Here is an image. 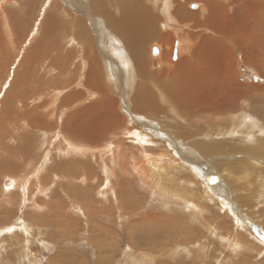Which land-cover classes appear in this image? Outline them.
Returning <instances> with one entry per match:
<instances>
[{"label": "rangeland", "instance_id": "374dc122", "mask_svg": "<svg viewBox=\"0 0 264 264\" xmlns=\"http://www.w3.org/2000/svg\"><path fill=\"white\" fill-rule=\"evenodd\" d=\"M164 1L80 0L82 8L74 9L64 0H0V264H264V144L258 140L264 136V0H169L168 13L160 4ZM195 3L201 6L191 7ZM122 10L151 17L146 27L150 34L143 41L127 43L120 35ZM213 14L214 26L208 21ZM165 19L172 24L162 28ZM177 24L194 42L187 54L173 58L172 41L179 34L171 27ZM102 34L124 52L125 59L113 58L115 81L107 73ZM202 42L221 47L227 60L199 65L194 52ZM55 46V51L62 50L60 58L65 55L61 72L50 58ZM152 46L160 47L159 55H151ZM69 51L74 59L66 55ZM184 61L191 71L179 72L177 66ZM125 63L134 74L124 72ZM222 71L229 77L217 78ZM167 83L170 90L163 88ZM67 84L70 91L59 107L82 99L59 112L67 118L62 127L63 117L57 120L58 112L51 114L44 101ZM43 85L47 97L33 106L30 97ZM237 86L254 90L235 93ZM8 95L17 97L18 105L13 101L9 108L4 99ZM32 107L34 113L29 112ZM131 115L145 120L130 122ZM236 116L247 119L239 123ZM78 117L88 122L81 123L83 151L74 155L63 149L57 157L62 141L48 139L47 132L66 130ZM147 121L163 134L151 136L154 146L131 134L133 129L142 131ZM248 125L253 126L250 131ZM169 140L186 145L191 153L181 148L182 155L192 154L205 169L191 174L184 170L188 163L178 157L175 145L174 153L169 151ZM11 145L21 146V151L16 155ZM146 156L169 168L160 177L153 174L149 183L139 170L141 165L146 168ZM24 175L28 183L19 186L17 180ZM6 180L13 185L5 186ZM20 220L27 231L19 227Z\"/></svg>", "mask_w": 264, "mask_h": 264}, {"label": "bare ground", "instance_id": "6f19581e", "mask_svg": "<svg viewBox=\"0 0 264 264\" xmlns=\"http://www.w3.org/2000/svg\"><path fill=\"white\" fill-rule=\"evenodd\" d=\"M68 5L67 6H70L71 8H74V9H76V8H82V6L80 5V0H64ZM104 1V0H103ZM122 1V0H121ZM126 1V0H125ZM146 1V0H145ZM160 1V0H159ZM168 1L169 0H166V1H164L163 3H160L161 5L162 4H164V8L166 9V11H164V12H167L168 13V11H167V6H171V5H168ZM56 2V1H55ZM105 2H106V0H105ZM112 2V1H111ZM116 2V1H115ZM54 3V2H53ZM95 3H96V1H95ZM155 3V2H154ZM153 3V4H154ZM159 3V2H158ZM1 4H2V2H0V10L1 9H3L2 7H1ZM56 4V3H55ZM93 4V3H92ZM107 4V3H106ZM3 5V4H2ZM66 5V4H65ZM91 5V4H90ZM155 5V4H154ZM160 5V6H161ZM195 7H200L201 5L200 4H198V3H195ZM98 6H100V5H98ZM59 7V6H58ZM103 7L104 6H102V9H103ZM109 7V6H108ZM156 7V6H155ZM194 7V8H195ZM94 8V7H93ZM96 8H97V6H96ZM100 7H98V9H99ZM127 8V7H126ZM160 8V7H159ZM170 8V7H169ZM21 9H23V8H21ZM57 9V8H56ZM104 9H106V7L104 8ZM111 9V8H110ZM130 9V8H129ZM139 9V8H138ZM149 9V8H148ZM162 9V8H161ZM203 9V8H202ZM57 10H59V9H57ZM79 10V9H78ZM93 10V9H92ZM113 10V9H112ZM118 10V9H117ZM160 9H158L157 11H159ZM74 11V10H73ZM110 11V10H109ZM124 13H123V16H121L122 18H121V20H119L118 21V23H117V25H118V29H119V31L122 33V34H120L125 40H126V42L128 41H130L131 43H135V40L137 41L138 39L140 40V42L141 41H143V38H146L149 34H150V31L148 30V28H146V27H148V22H147V18H151L150 16H147V15H139V17L138 16H135V15H132L131 14V12L129 11H127V10H122ZM133 11V10H132ZM156 11V12H157ZM16 12V11H15ZM96 12V11H95ZM114 12V11H113ZM142 12V11H141ZM154 12V11H153ZM17 13V12H16ZM24 13V12H23ZM136 13V12H135ZM137 13H138V11H137ZM159 13V12H158ZM157 13V14H158ZM169 13H170V11H169ZM22 14V13H21ZM115 14V13H114ZM113 14V15H114ZM117 14V13H116ZM140 14V13H139ZM172 14V13H171ZM216 14V13H215ZM215 14H213L212 15V17H210V19L208 20L209 21V23L211 24V25H213L214 26V23H216V15ZM63 15V14H62ZM65 16H70V14H67L66 12H65V14H64ZM112 15V14H111ZM17 16V15H16ZM22 16H24V15H22ZM115 16V15H114ZM117 16V15H116ZM20 17V16H19ZM47 17V16H46ZM71 17H72V14H71ZM74 17V16H73ZM145 17H146V19H145ZM11 18V17H10ZM21 18V17H20ZM48 18V17H47ZM46 18V19H47ZM110 18V17H109ZM174 18V17H173ZM219 18H221V17H219ZM224 18V17H223ZM15 19V18H14ZM13 19V20H14ZM45 19V20H46ZM94 19H96V18H93V20ZM72 20V19H71ZM74 20V19H73ZM115 20H116V18H115ZM175 20V19H174ZM222 20V19H221ZM15 21V20H14ZM47 21V20H46ZM168 21V20H167ZM166 21V19H165V21L163 20L161 23H160V25H161V27L162 28H165L166 26H170L172 23L170 22L169 23V25H168V23H166L167 22ZM169 21H171V20H169ZM48 22V21H47ZM112 22V21H111ZM176 22V21H175ZM179 22V21H178ZM7 23H8V21H7ZM74 23V22H73ZM183 23V22H182ZM181 22H180V24H182ZM220 23V22H219ZM3 24V23H2ZM9 24V23H8ZM11 24H13V23H11ZM49 24V22L47 23V25ZM113 24V23H112ZM1 25V24H0ZM16 25V24H15ZM18 25H20V24H18ZM22 25V24H21ZM43 25H44V23H43ZM46 25V26H47ZM178 25L179 24H177V25H173V27H171L172 28V30L175 32V33H178L179 35H178V39H177V42L174 44V40L172 41V45H173V48L176 50V55H178V53H180V54H182V53H184V54H187V52L189 51V49L193 46V42H194V39L193 38H190V36H187L185 33H188V32H186L185 30H181V28H178ZM221 26V25H220ZM231 26V25H230ZM62 27V26H61ZM180 27V26H179ZM71 28V27H70ZM9 29V28H8ZM77 29H78V27H77ZM14 30V29H13ZM73 30L76 32V28L74 29L73 28ZM10 31V30H9ZM12 31V30H11ZM189 31V30H188ZM16 32V31H15ZM61 32V31H60ZM185 32V33H184ZM74 33V32H73ZM81 33V32H80ZM174 33V34H175ZM24 34V33H23ZM44 34V33H43ZM64 34H66L65 32H64ZM64 34H62L63 36H64ZM71 34V33H70ZM72 35H74V34H72ZM2 36V35H1ZM13 36V35H12ZM11 36V37H12ZM44 36V35H43ZM184 36V37H183ZM40 37V36H39ZM42 37V36H41ZM40 37V38H41ZM100 37V36H99ZM183 37V38H182ZM32 38V37H31ZM103 38V39H102ZM61 39V38H60ZM3 40V39H2ZM66 40H68V39H66ZM207 40V39H206ZM6 42H7V40H5ZM35 41V40H34ZM38 41V40H37ZM41 41V40H40ZM77 41V40H76ZM75 41V42H76ZM5 42V43H6ZM70 42V41H69ZM79 42V41H78ZM127 42V43H128ZM139 42V41H138ZM209 42V41H208ZM3 43V42H2ZM219 43V42H218ZM35 44H36V42H35ZM74 44V43H73ZM78 44V43H77ZM101 44H103V46H105L107 49H108V52L107 53H103V55H105V59H106V63H107V73L108 74H110L111 76H110V78L113 80V78H114V81L116 80V76H117V74H116V72H113V65L114 64H116V63H114L113 61H114V59L113 58H115V59H117V60H121L123 57H124V52L122 51V50H120V49H122V48H120V49H118V48H116L115 46H113V45H111L110 44V42H109V40L107 39V37H106V35H104V34H102V36H101ZM208 44L209 43H207V42H202V44H200L199 46H198V48L195 50V52H194V50H193V52L195 53V57L194 58H196L197 59V61H198V63H199V65H201L203 62H205V61H207V60H209V62L210 63H216V64H219V63H224L225 62V60H227V57H225V54H227V53H225V51L224 50H222V48L220 47V48H212V47H209L208 46ZM212 44V43H211ZM37 45H39V44H37ZM56 45H58V44H56ZM63 45V44H62ZM36 46V45H35ZM34 46V47H35ZM59 46V45H58ZM76 46H78V45H76ZM118 46V45H117ZM129 46H131V45H129ZM128 46V47H129ZM197 46V45H196ZM214 46V45H213ZM11 47V46H10ZM56 47L57 46H55L54 47V50H53V52H54V54H53V56H51L50 55V58L52 59V61H53V63L54 62H56V64H54L53 66H55L56 68L58 67V71H60L61 72V70L63 71V69L66 67L65 65H63V67H61V65L62 64H64L65 63V55H63V58H60L61 57V55H62V53H61V49L60 50H56L55 51V49H56ZM73 47V46H72ZM78 47H80V46H78ZM153 47H156L158 50V52L156 53V55L158 54H160V47H157V46H152L151 47V55H152V49H153ZM215 47V46H214ZM60 48V47H59ZM71 48V47H70ZM173 48H171V49H173ZM32 49V48H31ZM34 49V48H33ZM58 49V48H57ZM74 48H72V50H73ZM78 49V48H77ZM173 49V50H174ZM41 50V49H40ZM39 50V51H40ZM67 50V49H66ZM105 50V49H104ZM175 50H174V53H175ZM35 52H36V50H34ZM74 51L76 52V54H77V51H76V49H74ZM29 52V51H28ZM31 52H32V50H31ZM57 54H56V53ZM46 53V52H45ZM64 53V52H63ZM69 53V54H68ZM32 54V53H31ZM34 54V53H33ZM32 54V55H33ZM179 54V55H180ZM29 55V54H28ZM36 54H34V56H35ZM66 55L68 56V57H71V53H70V51L69 52H66ZM79 55V54H78ZM171 55H172V50L170 51V53H169V57H171ZM25 56V55H24ZM37 57H38V55H36ZM80 56V55H79ZM79 56H77V57H79ZM152 56H155V55H152ZM25 58V57H24ZM39 58V57H38ZM42 58H44V57H42ZM71 58H73V56L71 57ZM127 58V57H126ZM32 59V58H31ZM41 59V58H40ZM74 59V58H73ZM124 59H125V57H124ZM39 60V59H38ZM184 60V59H183ZM43 61H44V59H43ZM75 61V60H74ZM74 63V62H73ZM83 63V62H82ZM229 63V62H228ZM29 64V63H28ZM45 66H46V63L44 64ZM48 65L50 66V64L48 63ZM125 66H127V68H126V70H124V72L125 73H127L128 75L130 74L131 75V73H133L134 74V71H133V69H132V67H131V65L130 66H128V63H125L124 64ZM208 65V64H207ZM49 66H47L46 67V69L49 67ZM213 66V65H212ZM225 66V65H224ZM69 67H70V65H69ZM68 67V68H69ZM178 70L179 69H183L184 71V73L185 72H188V71H191V70H189V68H188V66H186V62L184 61V62H182V64H178ZM216 67V66H215ZM223 67V66H222ZM27 68V67H26ZM32 68V67H31ZM49 68H51V67H49ZM207 68V67H206ZM226 68V67H225ZM37 69H38V67H37ZM46 69H45V71H46ZM92 69V68H91ZM131 69H132V71H131ZM220 69V68H219ZM218 69V70H219ZM50 70V69H49ZM71 70V69H70ZM69 70V71H70ZM33 71V70H32ZM42 71V70H41ZM43 71H44V68H43ZM72 71V70H71ZM74 71V70H73ZM119 71V70H118ZM181 70H179V72H180ZM195 71V70H194ZM47 72V71H46ZM49 72V71H48ZM51 72H52V70H51ZM131 72V73H130ZM225 72H226V70H225ZM224 71H222L220 74V76L219 77H217V78H221V79H225V77L227 78V77H229V76H226V74L224 75H222V73H225ZM204 73H205V71H204ZM227 73H230V72H227ZM68 74H69V72H68ZM23 75V74H22ZM128 75H127V77L125 78V79H127V78H129L128 77ZM227 75H229V74H227ZM62 76V75H61ZM76 76V75H75ZM74 76V77H75ZM125 76V75H124ZM205 77H206V75H204ZM67 77V76H66ZM73 77V79L75 80V79H78V78H74ZM134 77V76H133ZM185 77V76H184ZM41 78V77H40ZM53 78V76L50 78V79H52ZM56 78V77H55ZM63 78V77H62ZM137 78V77H136ZM90 79V78H89ZM133 79V78H132ZM131 79V80H132ZM213 79V78H212ZM220 79V80H221ZM1 80H2V78H1ZM30 80V79H29ZM37 80V79H36ZM40 80V79H39ZM92 80H94V79H92ZM91 80V81H92ZM120 80V79H119ZM122 80H124V78L122 79ZM121 80V81H122ZM129 80V79H128ZM164 80V79H163ZM172 80V79H171ZM214 80V79H213ZM77 81V80H76ZM95 81V80H94ZM121 81H118V83H117V85L118 84H120V82ZM137 81V80H136ZM160 81H162V80H160ZM36 82V81H35ZM44 82V81H43ZM50 82V81H49ZM48 82V83H49ZM87 83H89L88 81H86ZM96 82V81H95ZM110 82V81H109ZM129 82V81H128ZM166 82V81H165ZM164 82V83H165ZM32 83V82H31ZM47 83V82H46ZM45 82H44V84H46ZM127 83V82H126ZM136 83V82H135ZM24 84H26V83H24ZM90 84V83H89ZM88 84V85H89ZM128 84V83H127ZM131 84V83H130ZM175 84H178V83H175ZM224 84V83H223ZM30 85V84H29ZM47 85V84H46ZM75 85V84H74ZM14 86V85H13ZM22 86H24L23 84H22ZM42 86V85H41ZM48 86V85H47ZM47 86H44L43 85V87L42 88H40V90L39 91H37V92H33L34 93V96H33V93H32V95H31V97H30V100L31 101H33L34 102V105L33 106H35V105H37V104H41V102H43V97L44 98H46L47 97V94H46V91L48 90L47 89ZM66 87L65 88H62V92H60V90H58L57 92H53L52 93V97H48V100L47 101H44V102H48V110H50V113L52 114V111H55L56 113H57V116H56V119L58 120V119H60V118H62L63 117V119L61 120V122H62V127L65 125V122H67V118H66V120H65V116L64 115H62V114H59V112L61 111V112H66L67 110H68V107H69V104L71 105H75L76 103H78L80 100H79V98L80 99H82V95L80 96V97H77V99L76 98H74L73 99V101H70V102H68V104L67 105H65V106H63V104H61L60 105V107H59V104H60V99L62 98V96L65 94V93H67V92H69L70 90L69 89H67V86H68V84L67 85H65ZM73 86V85H72ZM86 86V85H85ZM93 86V85H92ZM171 86V85H170ZM134 87V86H133ZM29 88V87H28ZM30 88H32V86L30 87ZM37 88V87H36ZM71 88V87H70ZM136 86H135V88H134V90H136ZM163 88H166V89H168V90H170V88H169V86H168V83H167V85H163ZM255 88H257V90H262L263 88H261V87H255ZM35 89V88H34ZM72 89V88H71ZM94 89V88H93ZM125 89V88H124ZM231 89V88H230ZM248 89V90H247ZM246 90H244V89H242L241 87H239V86H237L236 88L234 87L233 88V91L235 92V93H239V92H241V93H245V92H247V93H249V92H251V90H254L253 88H251L250 90H249V87L247 88ZM33 90V89H32ZM38 90V89H37ZM107 90H108V86H107ZM127 90V89H126ZM146 90V89H145ZM88 91V90H87ZM166 91V90H165ZM212 91V90H211ZM264 91V90H263ZM89 93H88V95H90V93L91 94H93V92L92 91H88ZM130 92V91H129ZM136 92H137V90H136ZM253 92V91H252ZM15 93H17V92H15ZM138 93V92H137ZM194 93V92H193ZM26 94V93H25ZM36 94V95H35ZM87 94V93H86ZM136 94V93H135ZM176 94V93H175ZM85 95V94H84ZM132 95H134V94H132ZM139 95H140V93H138L137 94V97L139 98ZM238 95V94H237ZM12 96V95H11ZM229 96H231V95H229ZM234 96V95H233ZM14 97L15 96H13L12 97V99H10V96L8 95L6 98H4L5 100H6V102L7 101H9V103H7V105H8V107L10 108V104L14 101V103H15V100H14ZM20 97V96H19ZM152 97V96H151ZM16 99H17V97H15ZM25 98V97H24ZM197 98V97H196ZM23 99V98H22ZM141 99H142V97H141ZM175 99V98H174ZM21 100V99H20ZM137 100V99H136ZM176 100H179V99H176ZM24 101V100H23ZM32 102V103H33ZM137 102V101H136ZM143 102V101H142ZM178 102V101H177ZM227 102V101H226ZM16 103H18V101H16ZM15 103V104H16ZM139 103V102H138ZM142 103H140V105H141ZM12 105V104H11ZM16 105H18V104H16ZM139 105V106H140ZM197 105V104H196ZM13 107V106H12ZM18 108H21L20 106L18 107ZM71 108V107H70ZM35 109L36 108H34V107H32V109H30L29 110V112L30 113H34V111H35ZM44 109H47L46 107H43V110ZM52 109V110H51ZM107 109V108H106ZM175 110V109H174ZM90 112V111H89ZM227 113V112H226ZM25 114H27V113H25ZM101 114V113H100ZM234 114V113H233ZM113 115V114H112ZM202 115V114H201ZM236 115V114H235ZM28 116V115H27ZM233 116V115H232ZM248 116V115H247ZM24 117V116H23ZM107 117H108V115H107ZM230 117V116H229ZM264 117V116H263ZM262 117V118H263ZM31 119V117H28V119ZM40 118V117H39ZM38 118V119H39ZM131 119H130V122L131 121H133V120H135V119H137V117H133L132 115H131V117H130ZM141 118V119H140ZM140 118H138L140 121L142 120H145V118L144 117H140ZM137 119V120H138ZM148 119V118H147ZM245 119H247V118H244V117H238V116H236L235 117V121H237V122H239V123H243L244 122V120ZM64 120H65V122H64ZM228 120V119H227ZM27 122V121H26ZM82 122H86V123H88L87 121H83L80 117H78V118H75L72 122H69V126H68V128H66V130L64 129L63 131L61 130H59V131H57V129H55V134H54V132L52 133H49V132H47L48 134H50V137H48V139H50V138H54V139H60L62 142V144L64 145H62V146H59V145H57L58 147H60L59 148V153H57V157L58 156H60V154L63 152V149H65V151H67V152H69V153H74V155H75V153L77 154V152H81V151H83V148L82 147H80V144L81 143H83V141H81V140H79V138L80 137H83V135H82V132H83V130L81 131V123ZM148 122V121H147ZM154 122V121H153ZM175 122V121H174ZM233 123H235V122H233ZM71 124V125H70ZM84 124V123H83ZM229 124H230V121H229ZM249 124V123H248ZM27 125V124H26ZM30 124H28L27 126H29ZM85 125V124H84ZM155 125V124H154ZM153 124H151V122H148V123H145V124H141V126H140V128L142 129V131H140V130H138V129H133V130H131V134L132 135H134V136H136V137H139L140 139H141V142H143V143H145V142H151L152 143V146H154V144H153V139L151 138V136H157V138H160L161 136H163V134L162 133H159L158 132V128L156 127V125L154 126ZM231 125V124H230ZM237 125V124H236ZM239 125V124H238ZM241 125V124H240ZM24 126V125H23ZM232 126V125H231ZM235 126V125H234ZM249 126V131L251 130V128L253 127H251L250 128V126L251 125H248ZM256 126V125H255ZM30 127V126H29ZM194 127V126H193ZM212 127V126H211ZM236 127H238V126H236ZM121 128V127H120ZM139 128V129H140ZM146 128H147V130H146ZM148 128H151V130H152V128L154 129V133H150L149 131H148ZM206 128V127H205ZM216 128V127H215ZM256 128V127H255ZM1 129V128H0ZM114 129H116V128H114ZM217 129V128H216ZM220 129V128H219ZM225 129H226V127H225ZM254 129V128H253ZM2 130V132H3V129H1ZM161 131V130H160ZM208 131V130H207ZM221 131V130H220ZM229 131V130H228ZM1 132V131H0ZM93 132H94V130H93ZM92 132V133H93ZM109 132V131H108ZM130 132V131H129ZM225 132H226V130H225ZM231 132V131H230ZM4 133V132H3ZM43 133L44 134H46L45 133V131H43ZM211 133V132H210ZM228 133V132H227ZM233 133V132H232ZM232 133H230V134H232ZM243 133H245V132H243ZM39 134H41V132L39 133ZM89 134V133H88ZM235 134V133H234ZM247 134V136H249V134L248 133H246ZM2 135V134H1ZM6 135V134H5ZM4 135V136H5ZM47 135V134H46ZM242 135V134H241ZM3 136V135H2ZM91 136V135H90ZM46 137V138H47ZM133 137V136H132ZM150 137V138H149ZM202 137H204L203 135H202ZM211 137H212V135H211ZM210 137V138H211ZM235 137H237V136H235ZM234 137V138H235ZM254 137H257V136H254ZM259 137V136H258ZM13 138V137H12ZM165 138V137H164ZM216 138H217V136H216ZM11 139V138H10ZM14 139V138H13ZM12 139V140H13ZM90 139V138H89ZM135 139V138H134ZM155 139V138H154ZM243 139H244V137H243ZM133 140V139H132ZM137 140V139H136ZM210 140V139H209ZM258 140H261V143L262 144H264V136H260L259 138H258ZM15 141V140H14ZM139 141V140H138ZM158 141H160V139H158ZM171 140H169V141H167L169 144V151L171 152V150H172V146H174V148L176 147V151H177V155H178V157H181V159H182V161L184 160V161H186V169H184V170H188L189 169V172H190V174H191V172H193V171H196V172H199L201 169H205V167H204V165H202L196 158H195V156H192V154H190V156L186 153V152H188V153H191L190 152V149H188V148H186L185 146H181L178 142H175V144L173 145V143H171L170 142ZM175 141V140H174ZM197 141V140H196ZM200 141V140H199ZM204 141V140H203ZM208 141V140H207ZM245 141V140H244ZM5 142V141H4ZM3 142V143H4ZM55 142H56V140H55ZM91 142V141H90ZM242 142V141H241ZM13 143V142H12ZM60 143V142H59ZM58 143V144H59ZM135 143H136V141H135ZM157 143H159V142H157ZM161 143H163V142H161ZM201 143V142H200ZM16 144V143H15ZM91 144H92V142H91ZM118 144H120V142L118 143ZM198 144V143H197ZM205 144V143H204ZM14 145V144H13ZM13 145H11V146H13ZM22 145V144H21ZM93 145V144H92ZM139 145V144H138ZM143 145V144H142ZM207 145V144H206ZM3 146H4V144H3ZM8 145H6V147H7ZM102 146V145H101ZM141 146V145H140ZM151 146V147H152ZM210 146V145H209ZM21 146H13L11 149H13V152L15 153V152H17V153H19L20 151H21V148H20ZM64 147V148H63ZM87 147V146H86ZM120 147V146H119ZM159 148H160V146H158ZM194 147H196V146H194ZM200 147V146H199ZM258 147H261V145L260 146H258ZM4 148V147H3ZM9 148V147H8ZM97 148V147H96ZM122 148V147H121ZM168 148V147H167ZM183 149V150H186V152H184V153H186V155H182L183 153H181V150L180 149ZM95 149V148H94ZM93 149V150H94ZM99 149V148H98ZM97 149V150H98ZM120 149V148H119ZM179 149V150H178ZM192 149V148H191ZM23 150V149H22ZM135 150V149H134ZM136 150H139V149H136ZM167 150V149H166ZM196 150V149H195ZM200 150V149H199ZM9 151V150H8ZM52 151V150H51ZM104 151V150H103ZM108 151V150H107ZM106 151V152H107ZM125 151V150H124ZM139 151H141V150H139ZM146 151V150H145ZM144 151V152H145ZM173 151V153H174V150H172ZM175 151V152H176ZM1 152V151H0ZM53 152H55V151H53ZM94 152H95V150H94ZM97 152V151H96ZM98 152H99V150H98ZM105 152V151H104ZM115 152V151H114ZM113 152V153H114ZM161 152V151H160ZM163 152V151H162ZM204 152V151H203ZM213 152V151H212ZM8 153V152H7ZM46 153V152H45ZM44 153V154H45ZM88 153V152H87ZM110 153V152H109ZM108 153V154H109ZM112 153V154H113ZM123 153V152H122ZM172 153V154H173ZM201 153V152H200ZM1 154V153H0ZM5 154V153H4ZM10 154H11V152H10ZM16 154V153H15ZM49 154H51V153H49ZM54 154V153H53ZM79 154V153H78ZM89 154H90V152H89ZM103 154H105V153H103ZM111 154V155H112ZM143 154V153H142ZM141 154V155H142ZM144 154H146V152L144 153ZM171 154V153H170ZM197 154V153H196ZM199 154V153H198ZM205 154V153H204ZM207 154H209V153H207ZM12 155V154H11ZM17 155V154H16ZM15 155V156H16ZM43 155V154H42ZM47 155V154H46ZM93 155V154H92ZM117 155H120V154H116V156ZM140 155V154H139ZM140 155V156H141ZM146 155H148V154H146ZM150 155V154H149ZM148 155V156H149ZM155 155V154H154ZM259 155H261V153H259ZM22 156V155H21ZM69 156V155H68ZM88 156V155H87ZM99 156H100V154H99ZM113 156H115V155H113ZM143 156V155H142ZM148 156H146L145 157V159L147 160V161H145V164H146V168H145V165H141L140 166V168L141 169H139V170H141V172H143V175H144V177H145V181H148L147 183H149V181L152 179V177H153V174L154 175H157V176H161V175H163V173L164 172H166V171H168L169 170V168H168V170L165 168V169H162L161 168V164L159 163V161H157V159L155 160H153V159H151L150 157H148ZM167 156H168V154H167ZM172 156V155H171ZM174 156V155H173ZM172 156V157H173ZM41 157V156H40ZM56 157V156H55ZM61 157V156H60ZM72 157V156H71ZM103 157V156H102ZM101 157V158H102ZM109 157H110V155H109ZM164 157V156H163ZM197 157H198V155H197ZM6 159H8V157H5ZM63 158V157H62ZM61 158V159H62ZM70 158V156L68 157V159ZM77 158V157H76ZM106 158V157H105ZM116 158H119V157H116ZM138 158V157H137ZM19 159H20V155H19ZM44 159V158H43ZM73 159V158H72ZM102 159H104V158H102ZM109 159V158H108ZM107 159V160H108ZM162 159V158H161ZM11 160V159H10ZM16 160V159H15ZM21 160V159H20ZM41 160V159H40ZM45 160H49V159H45ZM55 160V159H54ZM114 160H116V159H114ZM166 160H169L168 162H169V164H170V161H171V158H170V156H168L167 157V159ZM172 160H173V158H172ZM201 160V159H200ZM5 161V160H4ZM8 161V160H7ZM12 161V160H11ZM50 161H52V160H50ZM110 161H111V159H110ZM119 161V160H118ZM142 161H144V160H142ZM141 161V162H142ZM160 161H162V160H160ZM164 161V160H163ZM174 161V160H173ZM12 162H14V161H12ZM17 162V161H16ZM53 162V161H52ZM109 162V161H108ZM117 162V161H116ZM124 162V161H123ZM123 162H121V163H123ZM166 162V161H165ZM172 162V161H171ZM175 162L176 163H181V160H175ZM8 163H9V161H8ZM131 163V162H130ZM137 163V162H136ZM135 163V164H136ZM175 163V164H176ZM5 164V163H4ZM50 164V163H49ZM54 163H52V165H53ZM117 164V163H116ZM118 164H119V162H118ZM140 164V163H139ZM173 164V163H172ZM2 165V164H1ZM48 165V164H47ZM65 165V164H64ZM107 165V164H106ZM109 165V164H108ZM120 165V164H119ZM118 165V166H119ZM167 165V164H166ZM4 166V165H3ZM37 166V165H36ZM188 166V167H187ZM11 167H12V165H11ZM47 167V166H46ZM51 167V166H50ZM107 167V166H106ZM105 167V169H108V168H106ZM114 167H115V165H114ZM123 167V166H122ZM167 167V166H166ZM172 167V166H171ZM174 167V166H173ZM183 167V166H182ZM178 168V167H177ZM5 169V168H4ZM9 169H11V168H8V169H6V170H9ZM35 169V168H34ZM45 169V168H44ZM44 169H43V171H44ZM49 169V168H48ZM104 169V168H103ZM137 169V168H136ZM176 169V168H175ZM253 169V168H252ZM37 170V169H36ZM50 170V169H49ZM164 170H166V171H164ZM193 170V171H192ZM254 170V169H253ZM257 170V169H256ZM42 171V170H41ZM52 171V170H51ZM106 171V170H105ZM108 171V170H107ZM109 171H110V169H109ZM148 171V172H147ZM183 171V170H182ZM208 171V170H207ZM255 171V170H254ZM35 172V171H34ZM56 172H57V170H56ZM124 172H125V170H124ZM150 172H151V174H150ZM152 172H154V173H152ZM173 172V171H172ZM186 172V171H185ZM210 172V171H209ZM227 172V171H226ZM37 173V172H36ZM137 173V172H136ZM202 173V172H201ZM205 173V172H204ZM39 174V173H38ZM52 174V173H51ZM54 174V173H53ZM188 174V173H187ZM206 174H211V172L210 173H206ZM228 174H229V172H228ZM34 175V174H33ZM169 175V174H168ZM195 175V174H194ZM38 176V175H37ZM109 176V175H108ZM139 176V175H138ZM192 176V175H191ZM200 176V175H199ZM222 176V175H221ZM32 177V176H31ZM41 177V176H40ZM55 177V176H54ZM59 177V176H58ZM150 177H151V179H150ZM165 177V176H164ZM196 177H197V175H196ZM201 177V176H200ZM257 177V176H256ZM43 178V177H42ZM64 178V177H63ZM137 178V177H136ZM154 178V177H153ZM179 178H181V177H179ZM190 178V177H189ZM198 178V177H197ZM28 179H29V177H26L25 175L23 176V177H21L19 180H17V179H15V181L17 180L18 182H17V184H19V186H22V184H24V185H26L27 183H28ZM140 179V178H139ZM147 179V180H146ZM156 179V178H155ZM199 179V178H198ZM201 179V178H200ZM257 179H258V177H257ZM163 180H165V179H163ZM167 180H169V179H167ZM183 180V179H182ZM191 180V179H190ZM207 180H209V179H207ZM145 181H143V182H145ZM152 181V180H151ZM166 181V180H165ZM192 181H193V178H192ZM14 182V181H13ZM53 182V181H52ZM56 182V181H55ZM58 182V181H57ZM162 182V181H161ZM195 184H196V182H195V180L193 181ZM207 182V181H206ZM208 182H210V181H208ZM12 183V180H10L9 181V184L8 185H10ZM15 183V182H14ZM41 183V182H40ZM142 183V182H141ZM151 183V182H150ZM170 183V182H169ZM173 183V182H172ZM199 183H200V181H198V183H197V185H198V188H199ZM146 184V183H145ZM153 184H157V182H155V183H153ZM12 185H13V183H12ZM41 185V184H40ZM43 185V184H42ZM52 185H53V183H52ZM147 186H148V184H146ZM197 185H195V187L197 186ZM220 185V184H219ZM5 186H6V184H5ZM24 187V186H23ZM44 187V186H43ZM48 187V186H47ZM113 187V186H112ZM158 187V186H157ZM38 188H40L39 186H38ZM51 188V187H50ZM100 188V187H99ZM164 188V187H163ZM27 189V188H26ZM34 189V188H33ZM76 189V188H75ZM110 189H112V188H110ZM109 189V190H110ZM158 189V188H157ZM165 189V188H164ZM205 190H206V188H204ZM212 189H219V187H214L213 185H212ZM10 190V189H9ZM21 190V189H20ZM36 190H37V188H36ZM41 190H45V189H41ZM54 190V189H53ZM166 190V189H165ZM173 190V189H172ZM27 191H29V190H26V192ZM47 191V190H46ZM169 191V190H168ZM167 191V192H168ZM207 191V190H206ZM209 191H211V190H209ZM25 192V191H24ZM25 192V193H26ZM30 192V191H29ZM42 192V191H41ZM44 192V191H43ZM162 192H163V189H162ZM164 192H166V191H164ZM163 192V193H164ZM215 192V191H214ZM244 192V191H243ZM22 193V192H21ZM28 193V192H27ZM32 193V192H31ZM65 193V192H64ZM211 193H212V191H211ZM174 194H176V193H174ZM206 194V193H205ZM220 194V193H219ZM26 195V194H25ZM24 195V196H25ZM222 195V194H221ZM236 195V194H235ZM178 196V195H177ZM204 196H206V195H204ZM214 196V195H213ZM225 196V195H224ZM168 197H170V196H168ZM208 197V196H207ZM216 197V196H215ZM170 198H172V197H170ZM181 198V197H180ZM204 198V197H203ZM208 198H210V197H208ZM220 198V197H219ZM205 199H206V197H205ZM211 199V198H210ZM232 200V199H231ZM194 202V201H193ZM168 203H169V200H168ZM188 203H190L191 204V202H188ZM224 203V202H223ZM226 203V202H225ZM228 203V202H227ZM226 203V204H227ZM170 204V203H169ZM197 204V203H196ZM193 205H194V203H193ZM198 206V205H197ZM189 207V206H188ZM228 207V206H227ZM225 208V207H224ZM229 208V207H228ZM234 208V207H233ZM227 209V208H226ZM232 209V208H231ZM200 211H201V208H200ZM234 211V210H233ZM236 211V210H235ZM239 215V214H238ZM237 215V216H238ZM238 218V217H237ZM18 224H20V226L19 227H22L25 231H27V226L25 225V222L24 221H21L20 220V222L18 223ZM11 228H13V227H11ZM11 228H9V229H11ZM238 241V240H237ZM235 242V241H234ZM236 245V244H235ZM3 248V247H2ZM143 257V256H142ZM142 257H141V259H142Z\"/></svg>", "mask_w": 264, "mask_h": 264}, {"label": "water", "instance_id": "95a60500", "mask_svg": "<svg viewBox=\"0 0 264 264\" xmlns=\"http://www.w3.org/2000/svg\"><path fill=\"white\" fill-rule=\"evenodd\" d=\"M196 5L195 4H192L191 7H195ZM158 49L156 47H153L152 49V55H156V53L158 52L157 51ZM173 58H176V50H175V53H174V56ZM5 184L8 185L9 184V180H6L5 181Z\"/></svg>", "mask_w": 264, "mask_h": 264}]
</instances>
